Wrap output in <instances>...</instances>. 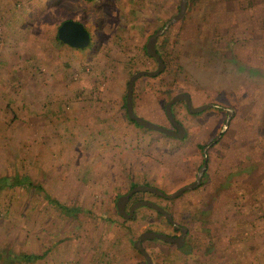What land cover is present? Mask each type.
Listing matches in <instances>:
<instances>
[{
    "label": "rangeland",
    "instance_id": "374dc122",
    "mask_svg": "<svg viewBox=\"0 0 264 264\" xmlns=\"http://www.w3.org/2000/svg\"><path fill=\"white\" fill-rule=\"evenodd\" d=\"M180 1L0 0V179L27 176L67 207L1 189L0 264H146L134 248L142 233H179L147 209L119 216L116 202L136 186L169 195L192 184L204 148L197 189L171 201L135 194L131 204L151 202L187 230L181 248L144 250L153 264H264V0H188L157 40L165 69L136 81L134 114L171 129L174 96L211 106L173 105L182 140L126 115L128 80L157 69L145 46ZM65 21L84 26L88 48L58 42Z\"/></svg>",
    "mask_w": 264,
    "mask_h": 264
},
{
    "label": "water",
    "instance_id": "95a60500",
    "mask_svg": "<svg viewBox=\"0 0 264 264\" xmlns=\"http://www.w3.org/2000/svg\"><path fill=\"white\" fill-rule=\"evenodd\" d=\"M188 5V0H181L180 5H179V10L178 14L172 17L170 21H168L165 26L156 31L152 36L148 38L147 44L145 46V51L148 57L152 58L156 64H157V69L154 72H138L131 76L128 80L127 84V89H126V115L128 120L131 122H134L138 126L148 130V131H153L157 132L163 135H166L168 137L177 139V140H182L183 137L185 136V130L183 126H181L175 119L172 113V106L176 103L179 102H184L185 107L188 111L189 114H199L206 109L211 108V106H203L201 108H192V103L190 100V97L188 94H178L174 96L165 106V115L168 120V122L171 125V129L163 128L158 125H155L149 121H146L142 118L137 117L134 114V109H133V88L134 84L137 80L143 78V77H149L153 78L158 76L163 70L165 69V65L160 57V55L156 51V43L157 40L162 37L165 32L168 30V28L175 24L176 22L180 21L183 17V15L186 12ZM57 39L60 43L63 45H66L70 47L71 49L74 50H84L86 49L91 41L90 34L87 32V30L84 28V26L80 23L74 22V21H65L61 24V26L57 30ZM230 118V111H228V117L227 120L223 126V129L221 133H223L228 126V121ZM221 137V134L217 137L215 142ZM208 148L203 149V154H204V162L202 167L199 169L195 181L192 184H189L183 188H180L176 192L172 194H165L162 191L158 190L157 188L154 187H147V186H136L133 187L126 195L121 196L117 202H116V210L119 216H122L126 219H130L133 217L134 212L139 209V208H148L151 209L157 213H159L163 218L167 220L169 224L173 226L175 230H180V236L178 237H170L164 234H159L155 232H144L142 233L138 240L134 243V248L139 252V254L143 257L145 260L146 264H153L150 256L147 254V252L144 250L142 243L145 241H154L158 240L161 242H164L165 244L168 245H174L177 248H181L185 244V237L187 234V230L183 227L177 226L174 224L172 217L169 213H167L164 209L161 207L147 201H141L134 203L128 212L126 213L125 211V206L129 202V200L137 193H147V194H152L155 195L159 198H162L164 200H175L179 197H181L183 194L189 191H193L197 189L201 181L203 179L206 167H207V156H206V151Z\"/></svg>",
    "mask_w": 264,
    "mask_h": 264
},
{
    "label": "trees",
    "instance_id": "16d2710c",
    "mask_svg": "<svg viewBox=\"0 0 264 264\" xmlns=\"http://www.w3.org/2000/svg\"><path fill=\"white\" fill-rule=\"evenodd\" d=\"M86 1L89 2V3H91L94 0H86ZM157 53H159V52L157 51ZM145 54H146V51H145ZM160 57L163 60V58H162L161 55H160ZM144 78H146V77H144ZM133 91H134V88H133ZM172 108H173V106H172ZM142 186L151 187L148 184L147 185H142ZM14 188H19L21 190H24L25 192H33V191H35V192L40 193L43 196V199L46 201V203H47L48 206L53 207L57 212L61 213L62 215L65 214V211H64L65 209H63L64 206L62 204H60L59 202H57L56 200L52 199L49 195H47L42 190L41 187L36 186L35 183L32 180H30L27 176H19V175H16L14 177H7V178H1L0 179V190L1 189H14ZM135 196L136 195H134L132 197L130 203L132 202V200H133V198ZM64 208H67V207H64ZM143 209H147L149 211H153V210L148 209V208H143ZM67 212H72V211L67 210ZM153 212L156 213L158 216L162 217L159 213H157L155 211H153ZM164 221H165V223L167 225H169L173 229V226L171 224H169L166 219ZM180 227H182V226H180ZM173 231L175 232L174 229H173ZM4 255H6V254H4ZM43 258H44V255L43 256H38V255H23V256H19L18 257V259H19L20 262H26L28 264H32V263H34L36 261L42 260Z\"/></svg>",
    "mask_w": 264,
    "mask_h": 264
},
{
    "label": "flooded vegetation",
    "instance_id": "af4514ba",
    "mask_svg": "<svg viewBox=\"0 0 264 264\" xmlns=\"http://www.w3.org/2000/svg\"><path fill=\"white\" fill-rule=\"evenodd\" d=\"M177 121V120H176ZM178 122V121H177ZM179 123V122H178ZM181 126H182V124L181 123H179ZM184 128V127H183ZM184 130H185V128H184ZM186 133V132H185ZM132 199V198H131ZM131 199L129 200V202L126 204V206H125V211H127V209H130V207L133 205V204H131L130 203V201H131ZM174 229V228H173ZM175 230V229H174ZM175 232L176 233H179V236H180V230H175ZM170 237H174V236H170ZM176 237V236H175ZM178 237V236H177ZM146 242V241H145ZM144 243V242H143ZM142 243V244H143Z\"/></svg>",
    "mask_w": 264,
    "mask_h": 264
},
{
    "label": "crops",
    "instance_id": "0c3cea01",
    "mask_svg": "<svg viewBox=\"0 0 264 264\" xmlns=\"http://www.w3.org/2000/svg\"><path fill=\"white\" fill-rule=\"evenodd\" d=\"M88 48V47H87ZM177 248V247H176Z\"/></svg>",
    "mask_w": 264,
    "mask_h": 264
}]
</instances>
